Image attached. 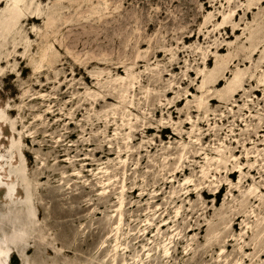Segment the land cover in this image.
<instances>
[{
	"label": "rangeland",
	"instance_id": "rangeland-1",
	"mask_svg": "<svg viewBox=\"0 0 264 264\" xmlns=\"http://www.w3.org/2000/svg\"><path fill=\"white\" fill-rule=\"evenodd\" d=\"M121 201L128 257L264 264V0H0L4 264H86Z\"/></svg>",
	"mask_w": 264,
	"mask_h": 264
},
{
	"label": "bare ground",
	"instance_id": "bare-ground-1",
	"mask_svg": "<svg viewBox=\"0 0 264 264\" xmlns=\"http://www.w3.org/2000/svg\"><path fill=\"white\" fill-rule=\"evenodd\" d=\"M228 25H224L223 28H226ZM223 47L220 46L219 50H221ZM103 193V192H102ZM123 208L122 206V201L120 202L119 205V217H118V222L115 226H113L110 231H108L105 235V238L101 240L100 245L98 249L96 250L95 254L91 255V258L86 262V264H148V261H152L154 259H150L151 256H155V264L158 262H167L173 255L172 250H171V244L173 240H170L163 245L162 250H160V246H156L153 249H149V247H146V243L141 244V249H138L134 251L133 253H130V257H128V252L131 250L130 242H131V236L132 233H127L125 235H121L120 233V227L122 223V212L121 209ZM26 222L24 220H20L19 223L14 227L13 229V235L11 236L12 238L10 239V243H12L18 252H20V249H26L24 247V244L27 242L28 237L24 234H26V226H24ZM164 225V224H162ZM23 230V231H22ZM147 234V230L145 231ZM144 234V232H141L140 229L138 230V234L135 236L134 242L131 244H135L141 241V236ZM156 235V234H154ZM5 236V235H4ZM130 237V238H129ZM4 238V237H3ZM1 240V239H0ZM5 240V239H4ZM21 240V241H20ZM153 239H148V242H152ZM8 242V241H7ZM22 243V244H21ZM169 244V245H167ZM13 246V247H14ZM67 250L72 249L74 250V246L68 244ZM10 248L5 245L3 247L0 245V264H4V259L5 257L8 256ZM20 250V251H19ZM152 250V251H151ZM14 251V250H12ZM142 251V252H141ZM145 251H148L147 253H144ZM104 253L103 257L98 258V256L101 253ZM143 254L146 255L145 258L149 257L147 260L143 258ZM3 257V258H1ZM129 259V260H128ZM152 264V263H150Z\"/></svg>",
	"mask_w": 264,
	"mask_h": 264
}]
</instances>
